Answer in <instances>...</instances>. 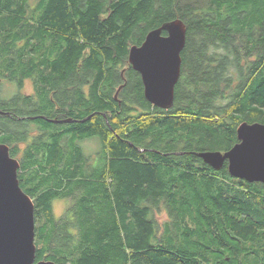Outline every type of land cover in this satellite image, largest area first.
<instances>
[{
  "label": "trees",
  "instance_id": "16d2710c",
  "mask_svg": "<svg viewBox=\"0 0 264 264\" xmlns=\"http://www.w3.org/2000/svg\"><path fill=\"white\" fill-rule=\"evenodd\" d=\"M177 19L186 46L174 107L162 111L127 58ZM0 81L37 94L26 115L45 112L52 93L55 116L89 117L23 137L17 177L34 205L35 263L264 264V185L194 155L225 153L242 123L264 124V0H0ZM20 99L0 98V110L21 114ZM46 116L37 121L51 127ZM4 119L0 144L15 146Z\"/></svg>",
  "mask_w": 264,
  "mask_h": 264
},
{
  "label": "water",
  "instance_id": "95a60500",
  "mask_svg": "<svg viewBox=\"0 0 264 264\" xmlns=\"http://www.w3.org/2000/svg\"><path fill=\"white\" fill-rule=\"evenodd\" d=\"M186 37V26L177 19L151 30L140 46L129 49L128 63L140 75L144 98L154 108L170 110L174 106ZM0 114L4 115L1 110ZM88 119L50 122L84 123ZM237 140L225 153L208 151L194 155L213 170H220L226 163L232 178L264 185V124L242 123L237 129ZM19 167L9 148L0 144V264H55L35 263L34 205L19 185Z\"/></svg>",
  "mask_w": 264,
  "mask_h": 264
},
{
  "label": "flooded vegetation",
  "instance_id": "af4514ba",
  "mask_svg": "<svg viewBox=\"0 0 264 264\" xmlns=\"http://www.w3.org/2000/svg\"><path fill=\"white\" fill-rule=\"evenodd\" d=\"M31 93L33 95L36 94L35 92H31ZM31 93L26 92V91H21V92L19 91L17 93L21 97V99H20L21 107L19 108L20 112H21V110H23L25 103L28 102L24 98H28ZM53 94H56V93H53ZM75 94H76V92H75ZM75 94H73V97L76 96ZM51 95H52V93L48 94V96L51 97L50 102H48L46 111L43 112L42 114L39 113L35 116H30V115H26V114L21 112V114L15 115V114L8 112V111H5V112L2 111L4 113V115L0 114V116L5 118L4 122L6 124L11 125L9 123H12V124L16 125V131H18V135H17L18 141H17L16 145L15 146H12V144L11 145L4 144V145H6L9 148V154L12 158H13V155H15V157L19 156L18 159H16L14 157V159H16L18 162L20 160H25L27 155L30 154L28 152V144L23 142V137H28V136L49 137V136L55 134V128H56L55 125H71V124H73V123L58 122V123H53L51 127H45L42 123L37 121V120H40V121L45 122V119L46 120L50 119V118H47L46 115L52 116L57 121L72 119V117H69V116H55L56 110H59L62 107L57 102L55 103V101L53 100V97ZM60 98H64V97H60ZM36 104L37 105H36V111L35 112L43 111L39 100H36ZM64 109H66V108H64ZM6 113L8 115H5ZM33 118H36V119H33ZM10 133L11 132L9 131V128L5 127L2 134H3L4 138L7 140L10 136ZM21 138H22V141H20ZM83 142H86V141H83ZM81 146H82V143H81ZM15 147H17V149L15 150L16 152L14 154L13 149Z\"/></svg>",
  "mask_w": 264,
  "mask_h": 264
},
{
  "label": "rangeland",
  "instance_id": "374dc122",
  "mask_svg": "<svg viewBox=\"0 0 264 264\" xmlns=\"http://www.w3.org/2000/svg\"><path fill=\"white\" fill-rule=\"evenodd\" d=\"M196 51H197V44L196 42L192 41L190 42L187 50V56H186V65H185V73L188 75H194L195 69H196ZM29 85H25L24 88L21 91H26L31 93L29 90ZM20 91V92H21ZM18 92L16 91L15 85H12L10 83H5L0 88V98L8 99L11 96L16 95ZM82 148L84 153L86 154H93L99 149V144L97 140L95 139H89L86 140V142H82ZM56 214H61L60 209H57ZM164 219V217L162 218Z\"/></svg>",
  "mask_w": 264,
  "mask_h": 264
},
{
  "label": "bare ground",
  "instance_id": "6f19581e",
  "mask_svg": "<svg viewBox=\"0 0 264 264\" xmlns=\"http://www.w3.org/2000/svg\"><path fill=\"white\" fill-rule=\"evenodd\" d=\"M260 124H262V123H260ZM157 263V262H156Z\"/></svg>",
  "mask_w": 264,
  "mask_h": 264
}]
</instances>
